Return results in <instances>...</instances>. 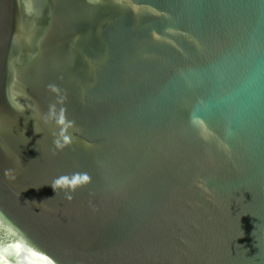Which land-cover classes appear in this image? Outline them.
I'll list each match as a JSON object with an SVG mask.
<instances>
[{"label":"water","instance_id":"1","mask_svg":"<svg viewBox=\"0 0 264 264\" xmlns=\"http://www.w3.org/2000/svg\"><path fill=\"white\" fill-rule=\"evenodd\" d=\"M0 264H264V0H0Z\"/></svg>","mask_w":264,"mask_h":264},{"label":"clouds","instance_id":"2","mask_svg":"<svg viewBox=\"0 0 264 264\" xmlns=\"http://www.w3.org/2000/svg\"><path fill=\"white\" fill-rule=\"evenodd\" d=\"M225 150H227V146H225ZM59 186V181H54L53 182V185H52V188H53V190H54V192H55V190H56V188Z\"/></svg>","mask_w":264,"mask_h":264},{"label":"snow or ice","instance_id":"3","mask_svg":"<svg viewBox=\"0 0 264 264\" xmlns=\"http://www.w3.org/2000/svg\"><path fill=\"white\" fill-rule=\"evenodd\" d=\"M85 179H87V177H85Z\"/></svg>","mask_w":264,"mask_h":264}]
</instances>
